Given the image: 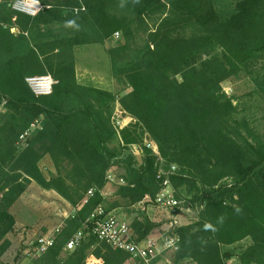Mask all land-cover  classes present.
<instances>
[{"label": "trees", "instance_id": "16d2710c", "mask_svg": "<svg viewBox=\"0 0 264 264\" xmlns=\"http://www.w3.org/2000/svg\"><path fill=\"white\" fill-rule=\"evenodd\" d=\"M11 1L0 4V53L8 55L0 60V100H6L0 113V264L17 224L11 208L32 181L73 206L95 190L36 264H87L89 256L101 264H125L130 255L99 241L88 218L103 206L101 191L115 166L124 169L126 184L118 194L126 205L159 192L158 157L146 146L138 162L130 150L145 133L161 156L178 167L172 185L188 187L195 205L203 206L197 221L177 229L176 260L264 264V143L229 136L235 106L222 89L224 81L264 56V0H236L225 14L214 0H43L50 7L36 17L14 11ZM157 16L160 20L151 24ZM54 22L72 24L74 34L40 41L38 29H26ZM134 26L145 38L136 55ZM26 32L33 34L35 45L28 43L27 51L20 52ZM116 32L121 43L108 53L130 87L119 98L79 83L74 54L75 47L105 44ZM46 74L56 81L53 92L36 96L26 78ZM117 98L136 120L120 131L118 145L111 124ZM47 155L56 169L50 179L39 166ZM226 178L231 183L221 184ZM117 206L104 208L108 213ZM144 220V225H131L138 240L155 226ZM80 230L85 238L66 251ZM246 240L236 252L224 249Z\"/></svg>", "mask_w": 264, "mask_h": 264}, {"label": "rangeland", "instance_id": "374dc122", "mask_svg": "<svg viewBox=\"0 0 264 264\" xmlns=\"http://www.w3.org/2000/svg\"><path fill=\"white\" fill-rule=\"evenodd\" d=\"M45 8H49L40 0ZM48 1V0H46ZM52 1V0H49ZM48 1V2H49ZM217 9L221 14H225L232 10L236 0H214ZM113 13L116 9L111 10ZM119 14V13H118ZM161 17L157 16L151 21V24L159 21ZM4 27H7L5 25ZM26 29H38L40 35L39 39L51 40L53 37L70 36L74 34L75 29L72 24L67 22H54L48 25H33L29 24ZM134 32V51L133 55L139 53L141 46L145 42L143 34L136 30L135 26L132 28ZM15 34H19L18 29L11 28ZM121 37V35H120ZM114 36L105 44L93 43L84 44L75 47V72L79 83L90 85L93 87L105 89L113 92L118 98L130 91V87L126 80L118 75L117 69L113 68V64L108 53V50L117 47L121 43V38ZM25 42L19 46V51H27L28 43L31 46L35 45L33 41V34L31 32L25 33ZM8 55L0 53V60H6ZM119 65L124 60L118 59ZM223 92L232 99L235 106V112L232 116L230 127L228 129L229 136L235 141L245 143H253L255 145L264 143V56L253 61L250 65L245 67L236 76H232L222 83ZM113 104V112L111 115V124L117 133L118 139L115 144L121 142L120 131L116 130L113 125V116L117 109H122L119 99ZM123 110V109H122ZM125 113V112H124ZM125 115H128L125 113ZM131 117V116H130ZM136 120H127V125L132 127ZM35 130L30 131V134ZM157 158V170L168 172L173 167H176V174L179 171L174 164H169L168 161L161 156L157 144L151 137L145 133L140 143L130 146V150L136 157L138 162H141L143 157V150L148 144ZM20 146H24V142L20 141ZM39 166L47 179L56 175L54 163L49 155L45 156L39 163ZM113 172V179H108L107 184L101 191L104 197L103 207L109 209L112 205L118 206L113 211L117 216L126 220L130 225L136 222H143L148 219L155 226L147 235L158 234L159 231L167 227V215L155 207H141L139 204L128 206L120 198L118 192L121 185L126 183L121 182L120 179L124 175V169L121 166H115L111 169ZM231 183L228 178L221 181V184ZM176 195H180L188 203H191L194 209V216L190 219H184V226L190 225L198 220L199 213L203 206H196L193 199V192L186 186L175 188ZM86 196V195H85ZM85 198V197H84ZM83 205V200L78 206L71 205L66 199L53 190L42 189L35 181H32L28 186L22 197L12 206L11 212L14 214L16 221H18L14 232L9 234L8 240L10 247L2 256V264H36L41 258L36 257L35 242L42 235L52 232L59 225L64 226L65 221L76 214L77 210ZM133 228V226H131ZM134 230V229H133ZM143 231H145L143 229ZM249 241H243L235 246L224 247L226 251L236 252L241 246ZM64 254V253H63ZM177 252H170L164 254L153 264H196L195 262L185 259L176 260ZM94 256H89L87 264H94L92 261ZM125 264H135L130 258Z\"/></svg>", "mask_w": 264, "mask_h": 264}, {"label": "built area", "instance_id": "2783aa9c", "mask_svg": "<svg viewBox=\"0 0 264 264\" xmlns=\"http://www.w3.org/2000/svg\"><path fill=\"white\" fill-rule=\"evenodd\" d=\"M4 0H0V4ZM9 6L16 12L36 17L45 6L40 0H12ZM115 38L120 37V33L114 34ZM26 82L36 96H47L52 94L56 81L49 74L30 76L26 78ZM6 100H0V113L5 111ZM122 109H117L113 116V125L116 130L121 131L127 127V120L133 118L125 115ZM24 134L21 139H25ZM149 143L147 147H151ZM176 175V167L168 172L159 169L157 171V179L161 188L155 195H146L138 204L141 207H155L167 215V227L159 231L158 234H152L142 240L136 239L130 223L117 216L113 211L106 212L103 206L97 207L89 216L88 222L92 223L91 233L96 238L104 242L114 249L127 252L130 260L135 264H153L156 260L166 253L177 252L179 249L180 236L177 229L184 226L183 220L188 217L193 218L194 209L191 203L185 199L178 197L173 189L171 177ZM113 172L108 173V179H113ZM124 182L123 179H120ZM95 190L89 189L83 199V204L93 197ZM63 226L59 225L52 232L42 235L35 242L36 257L44 255L51 248L61 233ZM85 238V231L80 230L67 242L65 250L73 251ZM227 264H240L235 259H230Z\"/></svg>", "mask_w": 264, "mask_h": 264}, {"label": "crops", "instance_id": "0c3cea01", "mask_svg": "<svg viewBox=\"0 0 264 264\" xmlns=\"http://www.w3.org/2000/svg\"><path fill=\"white\" fill-rule=\"evenodd\" d=\"M13 29H19V28H17V27H12ZM17 223H18V221H16ZM17 225V224H16ZM92 261H94V264H101V261L100 260H98V259H96L95 257L93 258V260Z\"/></svg>", "mask_w": 264, "mask_h": 264}]
</instances>
